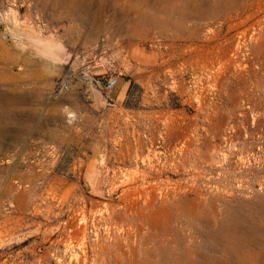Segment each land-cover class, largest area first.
Masks as SVG:
<instances>
[{
	"label": "rangeland",
	"instance_id": "1",
	"mask_svg": "<svg viewBox=\"0 0 264 264\" xmlns=\"http://www.w3.org/2000/svg\"><path fill=\"white\" fill-rule=\"evenodd\" d=\"M77 1L0 0V264H264V0L227 56V14Z\"/></svg>",
	"mask_w": 264,
	"mask_h": 264
},
{
	"label": "bare ground",
	"instance_id": "2",
	"mask_svg": "<svg viewBox=\"0 0 264 264\" xmlns=\"http://www.w3.org/2000/svg\"><path fill=\"white\" fill-rule=\"evenodd\" d=\"M124 1L128 2L127 0ZM149 2L150 0L142 1V3L145 4ZM242 2L244 4V1L242 0H156L155 7H157V9H155L154 12H145L144 16H142L143 20L140 23L141 29L143 28L144 21L147 23L149 22L151 28L142 29L143 31L141 34H145V37L148 38L150 37L151 29L160 25L164 28L178 29L180 27L183 28L185 25L194 28V25H188L189 21L198 20L202 22L209 20L215 22L219 20L221 15L227 14V17L223 20L224 27L227 29L226 35L233 32L236 34L230 37H226V35L223 36V29L220 30L218 34H215L216 39L222 36L223 41L219 46H221L220 49L223 51L224 56H227L235 51V46L237 45L236 37L241 35L245 37V34L247 33V30L241 31V26L251 17L252 14H248L246 12L247 10L243 11L239 7L240 5L243 6V4H241ZM64 5L71 12L82 8L77 0H69V2H66ZM233 13H235L236 16H231ZM201 28L202 27L199 24H196L197 30H201ZM239 30L241 32H239ZM197 34L200 36V33ZM216 48H218V45H214L211 50H216ZM197 49L199 50V48ZM199 54L201 55L200 57L203 58L205 56L207 57V54H210V52H207L206 46H203L199 50ZM259 256L260 255L254 256V260L257 258V261L260 262L261 258ZM232 262H236V260L234 258L229 259L228 263L230 264ZM224 264H226V262Z\"/></svg>",
	"mask_w": 264,
	"mask_h": 264
},
{
	"label": "water",
	"instance_id": "3",
	"mask_svg": "<svg viewBox=\"0 0 264 264\" xmlns=\"http://www.w3.org/2000/svg\"><path fill=\"white\" fill-rule=\"evenodd\" d=\"M90 179L92 180V184H90L89 187H88L86 185V175L83 177V184H84L85 190L90 195H96V182H97V179L96 178H92V177H90Z\"/></svg>",
	"mask_w": 264,
	"mask_h": 264
},
{
	"label": "crops",
	"instance_id": "4",
	"mask_svg": "<svg viewBox=\"0 0 264 264\" xmlns=\"http://www.w3.org/2000/svg\"><path fill=\"white\" fill-rule=\"evenodd\" d=\"M124 88H125L124 83L121 82L117 83L116 87L112 91V97L115 99H119L123 93Z\"/></svg>",
	"mask_w": 264,
	"mask_h": 264
},
{
	"label": "built area",
	"instance_id": "5",
	"mask_svg": "<svg viewBox=\"0 0 264 264\" xmlns=\"http://www.w3.org/2000/svg\"><path fill=\"white\" fill-rule=\"evenodd\" d=\"M118 80L116 78H111L106 82V89L111 92L116 87Z\"/></svg>",
	"mask_w": 264,
	"mask_h": 264
}]
</instances>
